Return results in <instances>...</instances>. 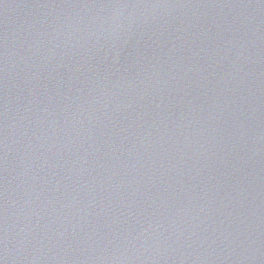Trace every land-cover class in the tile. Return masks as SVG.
I'll use <instances>...</instances> for the list:
<instances>
[{
	"label": "water",
	"instance_id": "obj_1",
	"mask_svg": "<svg viewBox=\"0 0 264 264\" xmlns=\"http://www.w3.org/2000/svg\"><path fill=\"white\" fill-rule=\"evenodd\" d=\"M0 264H264V0H0Z\"/></svg>",
	"mask_w": 264,
	"mask_h": 264
}]
</instances>
